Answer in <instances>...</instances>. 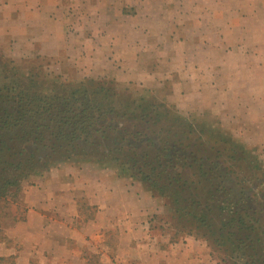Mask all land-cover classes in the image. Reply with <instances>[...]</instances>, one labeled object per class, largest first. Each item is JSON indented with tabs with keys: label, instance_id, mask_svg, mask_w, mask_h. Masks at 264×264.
<instances>
[{
	"label": "crops",
	"instance_id": "obj_1",
	"mask_svg": "<svg viewBox=\"0 0 264 264\" xmlns=\"http://www.w3.org/2000/svg\"><path fill=\"white\" fill-rule=\"evenodd\" d=\"M78 3L70 14L67 0H0L1 34L12 33L22 46L32 44L39 55H83L93 66L94 60L119 55L113 32L123 29L129 66L134 65L129 81L159 89L175 78L170 104L207 107L239 124L260 109L254 125L264 126V0ZM73 12L89 24L92 36L69 31L85 28ZM9 26L17 29L10 32ZM107 170L96 162L78 166L69 160L22 182L23 218L13 212L5 217L9 237L24 242L21 264H30L38 251L46 264H217L195 237L179 243L156 237L149 221L158 217L157 200L139 195Z\"/></svg>",
	"mask_w": 264,
	"mask_h": 264
},
{
	"label": "trees",
	"instance_id": "obj_2",
	"mask_svg": "<svg viewBox=\"0 0 264 264\" xmlns=\"http://www.w3.org/2000/svg\"><path fill=\"white\" fill-rule=\"evenodd\" d=\"M118 96L101 85L66 93L0 87V200L17 196L41 166L74 158L118 162L170 199L186 233L236 264H264V179L223 166L222 151L209 154L193 126H176L163 104H120ZM215 212L227 216L216 224Z\"/></svg>",
	"mask_w": 264,
	"mask_h": 264
},
{
	"label": "rangeland",
	"instance_id": "obj_3",
	"mask_svg": "<svg viewBox=\"0 0 264 264\" xmlns=\"http://www.w3.org/2000/svg\"><path fill=\"white\" fill-rule=\"evenodd\" d=\"M67 2L70 4H67L68 7L70 6L68 13L71 14V8L75 9L78 7L79 0H67ZM114 3L118 2L114 1ZM91 4L93 5V3ZM95 6L97 7V5ZM92 7L86 9L91 13ZM118 7L119 9L121 8L120 5ZM123 11L129 14V7H123ZM80 17L79 13L73 12V19L76 22H80V26L84 24L85 28L80 29L78 26L79 29L73 28L69 31L78 33L77 35H80V37L84 33L92 36L93 30H86L89 24L85 23ZM7 29L12 32L17 27L9 26ZM35 29L37 30L38 27L35 26ZM113 33L120 41L115 49L119 55L117 57L111 55L108 59L94 60L95 63L92 66L91 60L83 55L75 54V57L71 59H66L63 53L53 57L39 55L32 44H23L22 46L12 39V33L9 38L7 35L1 34L0 31V87L18 85L24 89L35 88L41 92H50L51 89H56L58 92L66 93L68 88L83 85H101L109 88L112 94H119L116 99L120 104L135 103L136 105H146L147 103H161L169 110V117L175 122L176 126H181L182 128L186 124L193 126L194 137H201L207 145L212 147V151H209V154L214 157L217 151H222V159L226 161L224 162L221 159L223 166H234V170L239 171L242 176L252 174L254 177L264 179V126L254 125L256 124L254 119L258 117L260 109L256 110L253 108L251 114L248 115V119L246 117V121L239 124L232 121L228 123L226 120H222L221 116H214L207 107L196 109L188 105L180 107L170 104L168 99H170V102L173 100L169 93H171V85L174 83L175 78L170 79L166 83H163V81L159 89H153L150 83L145 84L141 80L129 81V70L134 69V65L129 66V45L124 43L125 38L129 41V36H125L123 29ZM47 47L50 49L49 46ZM165 68L172 69L171 66ZM248 77L253 78L252 76ZM226 110L228 112V109ZM229 111L233 113L234 110L230 108ZM235 130H240L241 135L239 137L235 136ZM233 155L235 162L230 159V156ZM71 161L78 166L85 163L80 158H74ZM95 162L98 163L97 161ZM62 163L64 162L53 164L51 168ZM103 165L109 169V171L107 170L108 172L113 170L119 179L136 190L139 195L157 200L159 214L156 216L158 217L149 221L152 233L156 234V237L162 236L163 238L165 237V240L179 243L189 236L183 229V220L173 215L170 199L157 196V193L140 179L141 176L132 171V166H119L118 162L111 161ZM48 170H43L41 166L37 174ZM195 179L197 177L192 178V180ZM248 179L252 180L250 176ZM212 191H214V188ZM18 201L19 195L16 196L14 193L0 200V264H21L20 255L22 254L24 242L19 238H10L6 233L5 227L6 214L13 212L20 215L21 219L23 218L24 212L22 209L24 208L21 207ZM218 204L220 203L218 202ZM196 212L199 213L200 209H197ZM220 214L215 212L213 215L216 218L214 221L216 224L219 223V218L227 216L226 213H222L223 216H220ZM10 223H12L11 220L8 221V224ZM190 236L203 241L207 245L211 258L217 264H236L222 249H219L204 238H200L197 233L195 236ZM36 238L39 239L38 236ZM129 255H126L125 258L129 259ZM44 257V254L38 251L30 261V264H46L44 263Z\"/></svg>",
	"mask_w": 264,
	"mask_h": 264
}]
</instances>
